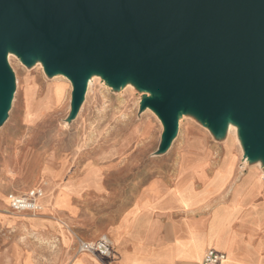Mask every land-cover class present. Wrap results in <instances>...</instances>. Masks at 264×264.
<instances>
[{"label": "water", "instance_id": "1", "mask_svg": "<svg viewBox=\"0 0 264 264\" xmlns=\"http://www.w3.org/2000/svg\"><path fill=\"white\" fill-rule=\"evenodd\" d=\"M10 48L71 77L75 109L100 70L157 93L146 103L164 147L195 110L218 134L231 115L249 158L264 160V0H0V123L14 91Z\"/></svg>", "mask_w": 264, "mask_h": 264}, {"label": "crops", "instance_id": "2", "mask_svg": "<svg viewBox=\"0 0 264 264\" xmlns=\"http://www.w3.org/2000/svg\"><path fill=\"white\" fill-rule=\"evenodd\" d=\"M240 146L230 160L226 137L184 138L172 169L129 196L108 193L103 180L118 172L96 166L49 184L41 202L52 204L29 220L35 241L12 243L0 264H202L211 249L226 255L220 264H264V160L243 165ZM74 234L109 237L111 256L73 252Z\"/></svg>", "mask_w": 264, "mask_h": 264}, {"label": "rangeland", "instance_id": "3", "mask_svg": "<svg viewBox=\"0 0 264 264\" xmlns=\"http://www.w3.org/2000/svg\"><path fill=\"white\" fill-rule=\"evenodd\" d=\"M6 63L14 78V91L7 116L0 123V253L14 242L29 246L35 241L29 220L39 212H14L10 207L13 195L34 187H43L46 195L49 184L59 190L68 179L96 166L118 172L103 180L108 193L113 187L116 194L129 196L149 178L172 169L184 138L226 137L230 160L237 140L244 149L237 122L228 119V131L218 134L195 110L180 113L177 133L164 147L165 125L146 103L157 93L142 90L129 78L114 83L98 74L90 76L75 109L72 78L60 71L50 72L40 56L27 61L10 48ZM248 160L244 150L243 165ZM48 198L41 202V210L52 204ZM74 237L73 252L78 251L79 240L76 234Z\"/></svg>", "mask_w": 264, "mask_h": 264}, {"label": "built area", "instance_id": "4", "mask_svg": "<svg viewBox=\"0 0 264 264\" xmlns=\"http://www.w3.org/2000/svg\"><path fill=\"white\" fill-rule=\"evenodd\" d=\"M45 196L43 187H34L23 194L11 197L10 207L14 212L37 213L42 209L41 200ZM78 252H89L97 256L108 257L113 252V245L109 237L101 236L97 240H78ZM226 255L215 250H208L203 258L202 264H220Z\"/></svg>", "mask_w": 264, "mask_h": 264}, {"label": "bare ground", "instance_id": "5", "mask_svg": "<svg viewBox=\"0 0 264 264\" xmlns=\"http://www.w3.org/2000/svg\"><path fill=\"white\" fill-rule=\"evenodd\" d=\"M96 74H98V75H100V76H103L104 77V73L103 72H101L100 70H92V72H91V76H93V75H96ZM228 119L230 120V121H234L233 120V118L231 117V115L228 117ZM227 119V120H228ZM228 138V137H227ZM230 138H232L231 136H230ZM229 139V138H228ZM233 141V140H232ZM230 143V142H229ZM231 146V145H230ZM229 148V147H228ZM231 149V148H230ZM248 159V158H247ZM249 161V160H248Z\"/></svg>", "mask_w": 264, "mask_h": 264}]
</instances>
